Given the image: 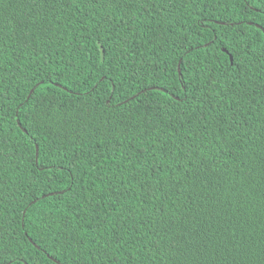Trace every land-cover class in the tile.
Wrapping results in <instances>:
<instances>
[{
    "label": "trees",
    "instance_id": "obj_1",
    "mask_svg": "<svg viewBox=\"0 0 264 264\" xmlns=\"http://www.w3.org/2000/svg\"><path fill=\"white\" fill-rule=\"evenodd\" d=\"M0 264H264V0H0Z\"/></svg>",
    "mask_w": 264,
    "mask_h": 264
},
{
    "label": "water",
    "instance_id": "obj_2",
    "mask_svg": "<svg viewBox=\"0 0 264 264\" xmlns=\"http://www.w3.org/2000/svg\"><path fill=\"white\" fill-rule=\"evenodd\" d=\"M225 50V49H224ZM227 52V50H225ZM231 59H233V57L231 56Z\"/></svg>",
    "mask_w": 264,
    "mask_h": 264
}]
</instances>
